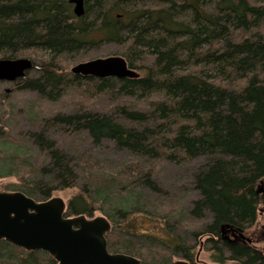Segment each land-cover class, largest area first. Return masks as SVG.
Wrapping results in <instances>:
<instances>
[{
  "label": "trees",
  "instance_id": "1",
  "mask_svg": "<svg viewBox=\"0 0 264 264\" xmlns=\"http://www.w3.org/2000/svg\"><path fill=\"white\" fill-rule=\"evenodd\" d=\"M69 1L0 0V58L47 54L15 87L56 100L60 85L87 83L95 95L115 90L147 102V109L118 106L113 116L82 107L43 117L42 130L31 138L48 160L36 165L29 151L0 129V180L12 176L18 182L6 190L45 201L56 191L75 188L64 216L100 213L110 224L108 251L131 255L141 264H172V258L197 264L193 250L201 236L217 264H264V251L221 233L222 225L244 232L258 218L264 221V0H84L80 17ZM100 41L116 43L128 67L144 73L67 78L60 57ZM61 125L86 130L96 145L110 140L152 164L133 159L116 171L91 150L70 153L46 134L48 127ZM174 155L202 159L190 181L197 197L189 220L163 214L168 207L155 196L161 189L153 162ZM136 215L157 217L155 231L168 238L139 233ZM155 246L165 253L152 252L146 262L144 251ZM0 264L57 262L45 251H26L2 239Z\"/></svg>",
  "mask_w": 264,
  "mask_h": 264
},
{
  "label": "rangeland",
  "instance_id": "2",
  "mask_svg": "<svg viewBox=\"0 0 264 264\" xmlns=\"http://www.w3.org/2000/svg\"><path fill=\"white\" fill-rule=\"evenodd\" d=\"M121 48L112 42L100 41L98 43L90 45L85 51L66 54L60 57L58 63L60 67L66 73L67 78L72 74L71 68L78 63L90 61L97 58H105L110 56H120ZM18 58H28L31 61L39 64V61L47 58L45 52L35 51L30 54H22ZM145 65L147 61L142 62ZM142 75L143 70L135 69ZM34 71L28 73V77L33 75ZM16 82L0 81V129L2 132L10 134V140H15L20 144V147L24 151L29 153V160L33 165L45 162L48 157H42L40 150L35 145L31 138V133L39 132L43 127V117L53 116V114L60 113H76L82 110V107H88L101 114L116 115V107L126 105L132 108H139L146 110L147 102L141 100H135V98L122 97L116 94L115 90L106 91L95 95L88 87V84H82L80 86H68L64 87L60 85L63 92L56 100L40 97L37 92L27 89L16 88ZM48 136L54 139L58 145L70 153L76 151L80 153L82 151L91 150L96 156H98L105 167L114 170L121 169L125 164H128L133 159L144 160L147 159L146 165H150L149 160L145 156L131 153L124 149L117 148L110 140L103 139L100 144L96 145L91 142L86 130H71L64 126L53 128L49 130ZM83 135V139L79 137ZM82 137V136H81ZM77 140H80L77 142ZM76 142V143H75ZM202 162L201 158L192 159L186 161L179 156L174 155L172 158L166 156L161 157L160 161H154L153 167L155 168V182L158 189H161V193L155 196L160 197L163 201L162 205L168 207L164 210V213L169 212L170 217H174L175 220L181 214L184 218L189 220V210L192 199L197 195L190 184L192 180V174L198 168V165ZM264 183V181L262 182ZM18 182L13 177H8L0 180V191H7L6 189H15ZM122 189V188H121ZM76 192V189H68L63 191H56L53 197L62 199L65 204L68 199ZM149 192V191H146ZM172 208V210H169ZM102 216L100 213L94 214V217ZM160 216L159 218H161ZM174 219L170 221L173 222ZM159 220L152 215H136L134 218V224L136 230L140 232H153L163 238H168L166 234L156 232L154 226ZM186 222V221H185ZM188 223V221L186 222ZM264 221L262 218H258L256 223L249 227L246 231L242 232L245 240H249L250 244L254 245L257 249L264 251V234L262 231ZM230 239H234L231 234H228ZM116 240L119 239L118 235H115ZM146 240L145 238H141ZM205 236H201L197 239L195 249L193 250L194 262L197 264H217L213 261L212 252L205 248ZM148 241V240H147ZM149 246V245H148ZM150 252V253H148ZM154 252L155 256L162 255L158 247H152L148 251H144L146 256L144 260H149L150 254ZM159 252V254H158ZM149 255V256H148ZM180 258H172L171 262H175ZM140 262L142 261L139 259ZM225 264H234L229 261Z\"/></svg>",
  "mask_w": 264,
  "mask_h": 264
},
{
  "label": "water",
  "instance_id": "3",
  "mask_svg": "<svg viewBox=\"0 0 264 264\" xmlns=\"http://www.w3.org/2000/svg\"><path fill=\"white\" fill-rule=\"evenodd\" d=\"M69 2L77 17L84 14V0ZM32 67L28 58H0V81L24 78ZM70 72L99 79L139 77L122 56L78 63ZM64 210L65 202L57 197L36 201L20 191H0V240L26 251H45L57 264H141L131 255L108 251L105 235L110 224L104 217H65ZM221 233L228 241L245 239L242 231L229 225H222ZM229 233L234 239H230ZM173 264L189 263L179 259Z\"/></svg>",
  "mask_w": 264,
  "mask_h": 264
},
{
  "label": "bare ground",
  "instance_id": "4",
  "mask_svg": "<svg viewBox=\"0 0 264 264\" xmlns=\"http://www.w3.org/2000/svg\"><path fill=\"white\" fill-rule=\"evenodd\" d=\"M94 31V30H93ZM92 31V32H93ZM75 54V53H74ZM110 56V55H109ZM33 69V68H32ZM139 70V69H138ZM62 71V70H61ZM107 80V79H106ZM92 84V83H91ZM58 94V93H57ZM58 96V95H57ZM118 108V107H117ZM71 156V155H70ZM77 157H78V155H77ZM12 177V176H11ZM14 178H16V177H14ZM19 180V179H18ZM73 186V185H72ZM75 187V186H74ZM70 189H71V187H70ZM78 192V191H77ZM119 202V201H118ZM142 262V261H141Z\"/></svg>",
  "mask_w": 264,
  "mask_h": 264
}]
</instances>
